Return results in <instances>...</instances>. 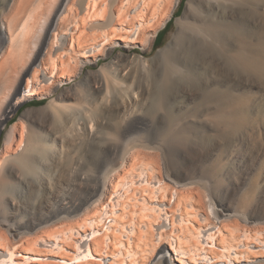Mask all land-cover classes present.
<instances>
[{
    "label": "bare ground",
    "instance_id": "6f19581e",
    "mask_svg": "<svg viewBox=\"0 0 264 264\" xmlns=\"http://www.w3.org/2000/svg\"><path fill=\"white\" fill-rule=\"evenodd\" d=\"M180 1L0 0V133L21 104L47 99L36 109L45 113L47 138L95 142L105 129L98 115L119 91L118 77L130 79L135 69L154 81L150 97L164 124L161 139L149 144L133 136L137 123L110 127L118 143L113 153L87 158L85 201L73 206L60 200L38 223L18 219L15 229L0 227V264H264V227L247 220L246 207L217 210L213 174L171 172L170 163L182 164L159 143L169 140L185 155L198 148L163 95L181 74L209 72L215 63L264 74L256 64L264 52L254 35L260 39L262 30L253 34L248 25L255 19L261 27L264 0H187L167 44L146 58ZM89 65L97 69L84 74ZM35 132L23 120L9 130L0 154V225L28 200V193L15 195L13 180L33 173L48 151L44 135ZM69 210L73 221L65 217ZM52 218L54 229L29 233Z\"/></svg>",
    "mask_w": 264,
    "mask_h": 264
},
{
    "label": "rangeland",
    "instance_id": "374dc122",
    "mask_svg": "<svg viewBox=\"0 0 264 264\" xmlns=\"http://www.w3.org/2000/svg\"><path fill=\"white\" fill-rule=\"evenodd\" d=\"M186 1H180L175 15L157 34L153 49L143 54L146 58H152L159 48L167 44L175 30V18L182 14ZM250 20L248 25L253 34L258 27L262 30L260 39L257 37L258 32L254 35L264 52V21L260 27L255 19ZM256 60L257 65L264 67L263 55ZM102 62L104 61H100V64ZM237 65L224 67L215 63L209 72L194 69L190 75L181 74L176 84L171 83L169 88L165 87L163 94L165 103L183 119L191 131L190 136L195 137L199 143L198 148L190 155H185L180 149L176 150L169 140L159 143L163 150L165 148L167 157L177 156L182 164L181 168H175L170 163L168 167L171 172L183 177H200L201 173L209 172L213 174L212 182L218 189L213 195L217 210H223L227 206L237 209L246 207L247 220L249 218V222L264 227V74ZM96 69V65L86 66L84 74ZM135 70H133L135 73L132 71L135 74H132L133 78L129 77L131 80L125 76L118 77L119 91L109 97L107 107L102 109L100 116L98 115L102 118L101 122H104L105 129H102L99 135L101 138L99 137L97 142L80 136L74 140H66L63 145L59 142L54 143L47 138L45 113L36 110L44 106L47 99L21 104L15 116L4 125L0 133V154L4 150L11 126L19 120H23L28 129L44 135L49 149L47 148L45 156L43 155L37 162L36 171L24 173V177H19L24 183L18 182V179L13 180L15 195L28 193L26 194L28 200L27 203L20 204L18 212L12 208L8 211L9 214L5 215L3 224L0 225L4 231L8 230V226L15 229L18 219L25 220L27 224H32L33 221L40 222L42 218L59 208L60 200L73 206L84 202L89 194V186L83 179L87 158L100 152L113 153L118 139L116 140L113 129L114 136L107 134L112 133L111 128L115 123H137L138 130L133 136H137L145 143L161 139V131L164 128L161 112L155 109L151 101L152 94L156 93L154 81L146 73L140 72L139 69ZM84 74L74 82L82 81ZM74 82L64 87H72ZM208 91L211 96L205 99L204 94ZM209 113L212 115L208 116ZM104 130L108 133H103ZM14 171L16 172L15 169L9 170V173L14 174ZM32 199L37 200L33 207L30 205ZM70 213L69 210L65 217L73 221L76 216ZM54 219L37 224L29 233L54 229L56 226ZM9 231L12 232L10 228ZM36 253L47 256L41 249H37Z\"/></svg>",
    "mask_w": 264,
    "mask_h": 264
}]
</instances>
